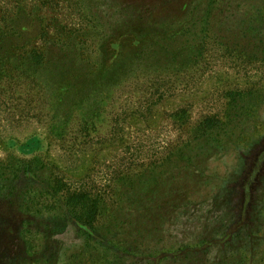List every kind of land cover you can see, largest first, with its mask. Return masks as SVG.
Masks as SVG:
<instances>
[{
  "label": "rangeland",
  "instance_id": "374dc122",
  "mask_svg": "<svg viewBox=\"0 0 264 264\" xmlns=\"http://www.w3.org/2000/svg\"><path fill=\"white\" fill-rule=\"evenodd\" d=\"M141 16L182 55L97 91L101 43ZM3 38L0 264H177L242 217L264 231V0H0ZM72 194L100 200L90 242Z\"/></svg>",
  "mask_w": 264,
  "mask_h": 264
},
{
  "label": "trees",
  "instance_id": "16d2710c",
  "mask_svg": "<svg viewBox=\"0 0 264 264\" xmlns=\"http://www.w3.org/2000/svg\"><path fill=\"white\" fill-rule=\"evenodd\" d=\"M142 19L145 20L143 17L141 20L137 19V21L125 20L121 27L111 32L108 35L109 37L101 43V57L96 64V72L91 75V81L97 87V91L100 87L112 88L119 85L126 74L128 75L129 69H134L135 65L137 68L146 67L149 64L170 63L182 55L173 52L171 50L172 47L164 44L165 38L170 34H165V36L161 37L151 34L146 28L152 29V27L147 25V23H143ZM3 43L4 38L0 39V44L2 45ZM93 76L94 78H92ZM91 81L83 82L82 85H86ZM242 100L243 98L239 97V100L235 98L232 102H229L231 112L230 115H227L226 121L210 119L209 124L207 123L208 121L204 124L202 123L200 128L203 132H198V135L194 133L193 138L199 142L205 140V143L208 144L209 136L211 135L208 130H214L222 126L228 127L234 121L241 120ZM212 145L213 141L208 144V147H212ZM188 146L186 145L184 148H188ZM184 154L190 155L191 153H183V151L180 153L182 156ZM195 157L197 156H190L188 159L194 160ZM130 185L135 186V183ZM148 190L154 191L152 187H149ZM141 193L142 190H138L137 198L139 200L142 197ZM99 202L100 200L91 202L84 194L68 195L63 200L64 205L72 215V219L80 226L86 228L87 235L89 232L87 237L89 242L91 237H93V233L98 231ZM144 217H147V214L142 212L132 216L123 224L126 225L133 220L140 222ZM254 224V220H251V222L243 221L242 217L226 231L218 234V238L214 240L216 241L215 243L213 240H199L193 245L179 249L175 260L177 264H264V231H262L261 227L256 229ZM132 225L133 222H130L128 228H131ZM118 226L121 225H116V227ZM213 247H217L220 251L216 253L213 260H208V254ZM105 250H110V248Z\"/></svg>",
  "mask_w": 264,
  "mask_h": 264
}]
</instances>
